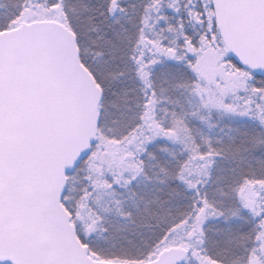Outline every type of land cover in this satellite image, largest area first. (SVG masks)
Returning <instances> with one entry per match:
<instances>
[{"label":"snow or ice","instance_id":"obj_1","mask_svg":"<svg viewBox=\"0 0 264 264\" xmlns=\"http://www.w3.org/2000/svg\"><path fill=\"white\" fill-rule=\"evenodd\" d=\"M0 264H264V0H0Z\"/></svg>","mask_w":264,"mask_h":264}]
</instances>
